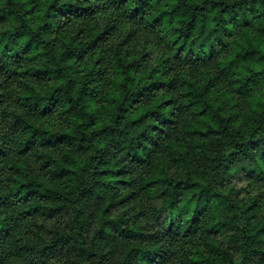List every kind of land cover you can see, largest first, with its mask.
I'll list each match as a JSON object with an SVG mask.
<instances>
[{"label": "clouds", "instance_id": "9594fccd", "mask_svg": "<svg viewBox=\"0 0 264 264\" xmlns=\"http://www.w3.org/2000/svg\"><path fill=\"white\" fill-rule=\"evenodd\" d=\"M0 264H264V0H0Z\"/></svg>", "mask_w": 264, "mask_h": 264}]
</instances>
